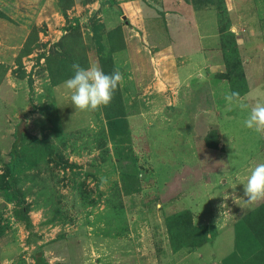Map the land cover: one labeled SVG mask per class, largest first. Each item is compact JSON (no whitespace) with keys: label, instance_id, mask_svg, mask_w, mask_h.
<instances>
[{"label":"rangeland","instance_id":"obj_1","mask_svg":"<svg viewBox=\"0 0 264 264\" xmlns=\"http://www.w3.org/2000/svg\"><path fill=\"white\" fill-rule=\"evenodd\" d=\"M76 62L124 74L107 106ZM230 91L264 101V0H0V264H264Z\"/></svg>","mask_w":264,"mask_h":264},{"label":"clouds","instance_id":"obj_2","mask_svg":"<svg viewBox=\"0 0 264 264\" xmlns=\"http://www.w3.org/2000/svg\"><path fill=\"white\" fill-rule=\"evenodd\" d=\"M73 75L66 79L62 87L70 93V100L76 110L98 111L107 106L113 99L118 87L122 85L125 77L119 68H114L111 73H105L99 65L90 64L83 67L79 62L71 65ZM241 96L238 91H230L225 99L229 105L238 108L242 113L247 112L243 124L258 134H264V101L254 104L248 103V96ZM102 182L104 178L102 177ZM230 182V181H229ZM244 197L250 205L264 201V163L255 165L243 184ZM232 197H235L233 194ZM228 195L217 205V224L222 219L231 215V208L227 201Z\"/></svg>","mask_w":264,"mask_h":264},{"label":"crops","instance_id":"obj_3","mask_svg":"<svg viewBox=\"0 0 264 264\" xmlns=\"http://www.w3.org/2000/svg\"><path fill=\"white\" fill-rule=\"evenodd\" d=\"M244 148H246V146H244ZM229 233H232V232H229ZM230 241H232V240H230ZM212 243H214V242H212ZM212 243H209L207 247H209V245H210V247H211ZM207 247H206V248H207ZM209 250H210V249L208 248L207 251H209Z\"/></svg>","mask_w":264,"mask_h":264}]
</instances>
